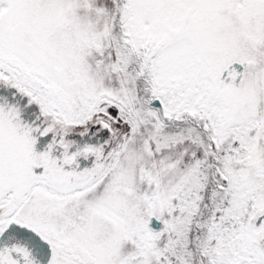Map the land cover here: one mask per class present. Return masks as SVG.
<instances>
[{
    "label": "snow or ice",
    "instance_id": "6c2138e0",
    "mask_svg": "<svg viewBox=\"0 0 264 264\" xmlns=\"http://www.w3.org/2000/svg\"><path fill=\"white\" fill-rule=\"evenodd\" d=\"M0 264H264V0H0Z\"/></svg>",
    "mask_w": 264,
    "mask_h": 264
}]
</instances>
